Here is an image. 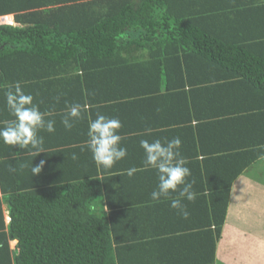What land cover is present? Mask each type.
Instances as JSON below:
<instances>
[{"label": "trees", "instance_id": "16d2710c", "mask_svg": "<svg viewBox=\"0 0 264 264\" xmlns=\"http://www.w3.org/2000/svg\"><path fill=\"white\" fill-rule=\"evenodd\" d=\"M2 14L17 25H0V127L19 82L55 131L38 132L35 157L0 142V264H230L215 246L232 185L264 157V0H0ZM97 114L121 122L127 149L108 170L86 147ZM176 137L193 147L186 180L199 190L182 203L202 218L199 244L175 196L145 190L158 181L140 141Z\"/></svg>", "mask_w": 264, "mask_h": 264}, {"label": "clouds", "instance_id": "9594fccd", "mask_svg": "<svg viewBox=\"0 0 264 264\" xmlns=\"http://www.w3.org/2000/svg\"><path fill=\"white\" fill-rule=\"evenodd\" d=\"M2 15H7L10 22L1 25H17L12 14ZM5 101L6 108L14 119L0 127V142L22 150L27 149L31 151L33 157L45 152L44 138L38 135V132L55 131V121L45 119V116L50 114L40 111L39 106L33 103L32 95L25 94L19 82H15L5 92ZM82 111L83 107L79 103L68 107L61 120L65 129L70 130L73 127V122L81 118ZM121 127L122 124L118 119L102 114H97L94 120H90L86 147L98 168L111 169L117 161L127 155V149L120 144L122 136L118 133V129ZM140 147L144 151V169H154L157 175L158 182L150 194L151 200L159 202L161 199H169L175 193V198L170 200V207L177 209L180 215L187 218L189 213L182 201L185 199L194 201L196 193L192 191V183L186 182L191 172L186 166L187 159L180 153L181 140L179 137L164 142L160 139L152 142L141 140ZM73 158L75 159V155ZM44 164V160H40L35 166L31 163V174L41 173ZM134 171L135 169H130L128 175H132Z\"/></svg>", "mask_w": 264, "mask_h": 264}, {"label": "rangeland", "instance_id": "374dc122", "mask_svg": "<svg viewBox=\"0 0 264 264\" xmlns=\"http://www.w3.org/2000/svg\"><path fill=\"white\" fill-rule=\"evenodd\" d=\"M231 202L234 205L229 209L230 222L236 223L241 229L252 226L250 228L253 230H251L252 232L249 233L246 239L250 237L258 243L256 247H251V245L246 242V253L244 250L242 251V255H232V257L227 260L232 264H263L264 230L261 228L258 230L253 224L255 221L259 222V220H262V225L264 219L255 213L256 208H260V211L264 213V157L253 163L243 175H240L234 187ZM241 212L244 214L243 217L240 215ZM257 232H259L260 238L256 235ZM11 245H13V243H11ZM251 248V253L254 257H249L251 255L247 256L248 250Z\"/></svg>", "mask_w": 264, "mask_h": 264}, {"label": "crops", "instance_id": "0c3cea01", "mask_svg": "<svg viewBox=\"0 0 264 264\" xmlns=\"http://www.w3.org/2000/svg\"><path fill=\"white\" fill-rule=\"evenodd\" d=\"M192 151H193V147H191V146H184L183 150L180 149L181 156H183L187 160H190V158H193L190 154ZM129 155H130V159L132 161H134V157H133L134 155H132L131 153H129ZM137 158H138V156H137ZM142 159H144V153H142ZM257 161H259V160H257ZM135 162H136V160H135ZM243 174H241V175H243ZM239 177L234 181V183L232 185V189H231L230 197H229V204H228V208H227L226 219H225V223H224L223 228H222V236L220 237V240L217 242V244L215 246L216 247V253H217L216 255L218 257H220V259L226 263H230L228 260L232 257V255L240 256V255H242V251H244V250H245L244 252L246 253V245H247V244L245 245L246 242L249 243L251 245V247H256L257 243H258L257 241L252 240L250 237L248 239H246V237L249 236V233L252 232L251 230H253L250 228L252 226H248L244 229H241L236 223L230 222L229 209L231 206L234 205V204H232L231 199L233 196L234 187H235ZM132 179L130 181H132ZM197 181H198V179H197ZM186 182H188V181L186 180ZM131 183H132V185L134 184L133 181ZM199 184H200V182L197 183L196 185H193L192 191L199 190ZM121 185L124 186V183ZM154 186H155V183H153V181L145 182V190H147V192L153 191L155 189ZM113 194H115V193H113ZM172 196H176V194L174 193V194H172ZM194 208L197 209V206H194L193 209H190V210H194ZM2 210H3L4 223H7L9 220V217H8V210H7V207H6L4 202H2ZM188 213H189V215L187 218H184L182 215H180L181 219H179V226L181 228L185 229L186 230L185 233H187L189 236H190V233H192V234L195 233L194 236H192V240H188V242H192L194 244H197V243L199 244L198 240L200 238L199 234H200V230H201L200 222H201L202 218H201L199 213L197 214L196 212H192V211H189ZM255 213H257L260 217L264 218V213H262L260 211V208H256ZM169 215H170V212L166 213L165 218H168ZM240 215H242V217H243L244 216L243 212H241ZM261 222H262V220H259V222L255 221V223L253 225H255L258 228V230L260 228L264 230V219H263L262 225H261ZM197 232H199V234ZM256 235L259 237V232H257ZM11 243H13V245H11ZM15 244H16V240H9V246L11 249L15 248ZM182 248H183V246H182ZM251 252H252V248L248 250L247 256L251 255L249 257H254ZM230 264H232V263H230ZM249 264H251V263H249Z\"/></svg>", "mask_w": 264, "mask_h": 264}, {"label": "built area", "instance_id": "2783aa9c", "mask_svg": "<svg viewBox=\"0 0 264 264\" xmlns=\"http://www.w3.org/2000/svg\"><path fill=\"white\" fill-rule=\"evenodd\" d=\"M9 17L7 15H0V25L1 24H5V23H9Z\"/></svg>", "mask_w": 264, "mask_h": 264}]
</instances>
